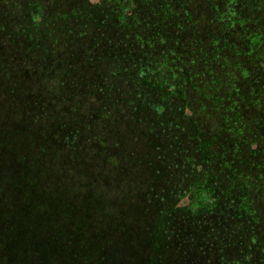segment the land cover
<instances>
[{
    "label": "trees",
    "instance_id": "trees-1",
    "mask_svg": "<svg viewBox=\"0 0 264 264\" xmlns=\"http://www.w3.org/2000/svg\"><path fill=\"white\" fill-rule=\"evenodd\" d=\"M0 264H264V0H0Z\"/></svg>",
    "mask_w": 264,
    "mask_h": 264
}]
</instances>
